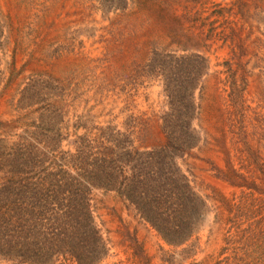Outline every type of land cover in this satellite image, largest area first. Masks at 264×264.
<instances>
[{"label": "rangeland", "instance_id": "1", "mask_svg": "<svg viewBox=\"0 0 264 264\" xmlns=\"http://www.w3.org/2000/svg\"><path fill=\"white\" fill-rule=\"evenodd\" d=\"M0 264H264V0H0Z\"/></svg>", "mask_w": 264, "mask_h": 264}]
</instances>
